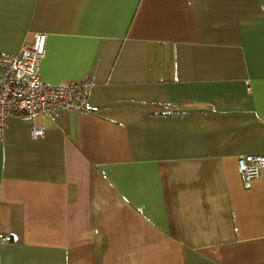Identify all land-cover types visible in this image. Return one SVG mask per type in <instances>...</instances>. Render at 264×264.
I'll list each match as a JSON object with an SVG mask.
<instances>
[{
    "label": "crops",
    "instance_id": "1",
    "mask_svg": "<svg viewBox=\"0 0 264 264\" xmlns=\"http://www.w3.org/2000/svg\"><path fill=\"white\" fill-rule=\"evenodd\" d=\"M36 32L41 80L94 86L6 119L0 264H264V0H0V53Z\"/></svg>",
    "mask_w": 264,
    "mask_h": 264
},
{
    "label": "built area",
    "instance_id": "2",
    "mask_svg": "<svg viewBox=\"0 0 264 264\" xmlns=\"http://www.w3.org/2000/svg\"><path fill=\"white\" fill-rule=\"evenodd\" d=\"M46 34L36 32L22 43L17 54L0 53V135L6 119L15 116L30 122L36 116H51L56 111L88 112V98L94 81L84 77L67 84H49L41 80L39 66L45 54ZM42 129L31 126V136ZM243 186L249 187L264 169V155L244 154L236 158ZM4 241L9 236L3 237Z\"/></svg>",
    "mask_w": 264,
    "mask_h": 264
},
{
    "label": "trees",
    "instance_id": "3",
    "mask_svg": "<svg viewBox=\"0 0 264 264\" xmlns=\"http://www.w3.org/2000/svg\"><path fill=\"white\" fill-rule=\"evenodd\" d=\"M9 240H10V236H9ZM9 240H7V241H9Z\"/></svg>",
    "mask_w": 264,
    "mask_h": 264
},
{
    "label": "rangeland",
    "instance_id": "4",
    "mask_svg": "<svg viewBox=\"0 0 264 264\" xmlns=\"http://www.w3.org/2000/svg\"><path fill=\"white\" fill-rule=\"evenodd\" d=\"M44 58V57H43ZM43 60V59H42Z\"/></svg>",
    "mask_w": 264,
    "mask_h": 264
}]
</instances>
